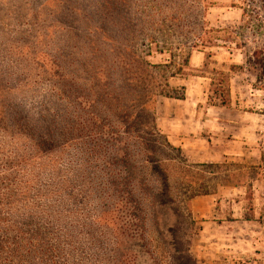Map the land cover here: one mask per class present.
<instances>
[{"label": "rangeland", "instance_id": "obj_1", "mask_svg": "<svg viewBox=\"0 0 264 264\" xmlns=\"http://www.w3.org/2000/svg\"><path fill=\"white\" fill-rule=\"evenodd\" d=\"M255 51L264 0H0V264H204L222 244L191 213L201 171L124 115L141 64L157 82L163 64L205 76L210 103L264 114ZM259 202L257 221L221 229L228 259L205 264H264Z\"/></svg>", "mask_w": 264, "mask_h": 264}, {"label": "crops", "instance_id": "obj_2", "mask_svg": "<svg viewBox=\"0 0 264 264\" xmlns=\"http://www.w3.org/2000/svg\"><path fill=\"white\" fill-rule=\"evenodd\" d=\"M195 59L191 60L192 65L198 67L200 63L196 56ZM175 79L183 87L184 96H162L159 99L156 126L168 142L184 152L187 161L202 173L200 185L205 187L191 199V213L201 225L202 241L222 245L215 248L210 257L202 252L198 257L204 264L207 258L228 259L226 253L229 251L222 249L227 246L226 237L230 236L225 230L233 222L257 221V217L249 214L252 210L249 201L254 195L255 200L262 199L254 210L264 209V197L260 196L264 194V179L261 177L264 144L259 133L261 130L255 123L257 115L264 114L224 103H210L208 90L211 82L205 76L177 75L170 78ZM254 149L262 154L251 157L248 153ZM238 172L246 175L240 176ZM221 229H225L223 234Z\"/></svg>", "mask_w": 264, "mask_h": 264}, {"label": "trees", "instance_id": "obj_3", "mask_svg": "<svg viewBox=\"0 0 264 264\" xmlns=\"http://www.w3.org/2000/svg\"><path fill=\"white\" fill-rule=\"evenodd\" d=\"M198 45H199L198 41L194 43V46H198ZM254 54L256 55L255 56L256 62L260 63L264 67V52L255 51ZM137 59L133 58L134 61L133 63H136ZM147 66L148 68H146L142 64L141 66H139V74H138L139 77H137V82L142 85L143 93L140 94L141 100L138 103V109H137L138 111L135 110L130 113L127 112L124 115V119L126 123H128L130 120L132 124L134 123L138 124V126L141 127V130L147 129L148 131H150V129H154V130L157 129L156 105H157L158 97L167 96V97L181 98L184 96V89L183 87L180 88L182 92H180L179 94H175L173 93L172 91L173 88L169 82L171 77L181 74L180 73L182 70L181 67H177L174 70L170 71L169 69L171 65L169 64H163L159 66L161 68V72H160L161 79L159 82H157L156 79H153V75H154L153 70L158 66H153L149 64H147ZM140 71H143V73H141ZM152 100H154L155 102L153 103V106L150 107L148 105ZM145 116L148 117L149 120L144 123L145 119L143 118H145ZM140 118H142V121ZM163 138H164V143L161 144L162 147H164V150L162 149L163 151H168L169 149L170 150L175 149V147L168 142L166 137ZM175 150L181 153V150L179 148H176ZM165 181H169L168 174L165 175Z\"/></svg>", "mask_w": 264, "mask_h": 264}]
</instances>
